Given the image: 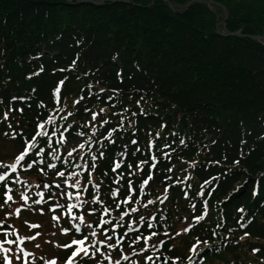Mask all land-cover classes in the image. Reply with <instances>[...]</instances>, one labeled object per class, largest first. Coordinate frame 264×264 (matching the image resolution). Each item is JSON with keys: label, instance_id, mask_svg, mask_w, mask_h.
I'll return each mask as SVG.
<instances>
[{"label": "trees", "instance_id": "obj_1", "mask_svg": "<svg viewBox=\"0 0 264 264\" xmlns=\"http://www.w3.org/2000/svg\"><path fill=\"white\" fill-rule=\"evenodd\" d=\"M212 1L226 9L219 19L213 7L222 8L205 1L173 12L162 0H0V135L19 154L35 145L3 174L10 185L0 181V203L21 172H42L50 185L56 180L47 176L56 174L90 183L93 176L97 187L83 197L112 207L106 217L127 233L122 242L153 240L139 251L164 253L170 264L221 252L229 264H243L245 245L264 260V45L248 36H264V0ZM64 102L62 120L55 109ZM161 188L162 212L148 220L138 208L129 212L127 204ZM193 191L190 203L181 202ZM182 213L187 231L177 244L166 231Z\"/></svg>", "mask_w": 264, "mask_h": 264}, {"label": "rangeland", "instance_id": "obj_2", "mask_svg": "<svg viewBox=\"0 0 264 264\" xmlns=\"http://www.w3.org/2000/svg\"><path fill=\"white\" fill-rule=\"evenodd\" d=\"M213 10L216 11L217 19H219L220 14H226V9L217 11L213 7ZM65 104L67 102L59 105L55 111L64 114L68 110V105ZM66 117L65 113L62 116V120ZM1 127L2 125H0ZM17 147L18 145L14 143L11 137L5 134L0 135V165H4L0 167V170H2L0 175L11 174L13 172L7 165L15 163V158L19 155ZM47 149H50L49 145ZM57 150L60 152L61 147ZM19 168L24 171L28 167L24 165ZM185 168L184 164L182 166L180 164L175 169L179 180H184L180 178L187 176ZM71 175L67 180L56 177L57 174L55 177L47 176L56 180L53 186L43 180L42 183L39 182L42 178V172L33 174L21 172L18 174L20 179L12 183L15 189L6 191V195L2 198L4 203H0V220L8 222V226L0 225V241L5 239L16 241V243L11 245L4 244V247L11 249V251L6 253L0 251V264H6L5 256L12 261V264H25V259L26 264H52L53 261L55 264H69L70 259L72 264H114L117 260L119 264H170L166 254L156 253L155 251L152 252V261L145 260L148 253L141 252L137 248L149 245L153 241L151 238L148 239L149 237H139L141 240H137V237L127 238L125 242L120 243L118 247L114 248H106L103 244L98 243L101 240H105L106 243H115L118 240L117 237L122 239L124 235L116 230L114 224L115 218L106 217L109 211L105 210V206H108L109 209H112V207L105 204L103 199L102 206L95 205L94 202L90 201L93 195L91 192L94 187H97L94 177L90 176L93 181V183H90L77 178L75 173ZM77 181H79V187H72ZM2 183H5V187L10 185L6 178ZM183 184L184 182L180 183L182 186ZM82 191L90 193V199L83 197ZM195 192L184 193L179 196V199L183 203L189 202L195 196ZM146 194L149 195L148 198L140 195L133 202L132 206L127 204V208L129 212H132L133 208H138L142 213V217L145 216L148 220L154 215L155 211L162 212L160 205L166 204L168 198L163 188L160 191H156L154 195H150L147 191ZM8 195L12 196L11 200L7 199ZM44 195H46V198ZM24 197H27L26 201ZM52 197L55 198L56 204L52 202ZM84 200H89L90 202ZM37 201L40 202L36 203ZM148 201H152L153 203L149 204ZM73 205L74 207H70ZM17 209H19V213H17ZM95 211L99 214H95ZM182 215L183 219L176 223L172 222L171 230L166 231L177 244L181 243L183 236L185 237V227L188 222V219L186 222H182L186 218L185 213H182ZM79 217H83V223H81ZM105 221H109L110 223L105 224ZM32 225H39V227L33 228L31 227ZM89 225H91V228L88 227ZM77 226L79 227V231H77ZM65 229H67V232H65ZM93 230L97 233L95 237L91 235V231ZM5 233H7V236H5ZM33 236L35 239H30ZM106 236H112V241H107ZM18 237L23 240V243H20V240L17 239ZM85 237H87V240H85L84 247L88 248L89 255L85 256L81 253L79 256L72 257V252L79 246L72 245V247H66V245H71L74 239H84ZM94 242H97L95 243V247H99L100 252H96L93 256L92 253L95 251V248L92 245ZM20 248H23L24 252L30 253V255L25 258L19 251ZM195 249L197 256L199 253L198 246ZM239 251L240 258H243V264H264V260L252 255V252L245 245H241ZM224 255L228 258L223 257ZM17 256L21 258L16 259ZM105 256H108L109 259H105ZM125 256L128 257L127 260L124 259ZM178 257L180 256L171 257V263L180 264ZM230 259L228 253L221 254V252H218L198 262L199 264H229Z\"/></svg>", "mask_w": 264, "mask_h": 264}, {"label": "snow or ice", "instance_id": "obj_3", "mask_svg": "<svg viewBox=\"0 0 264 264\" xmlns=\"http://www.w3.org/2000/svg\"><path fill=\"white\" fill-rule=\"evenodd\" d=\"M60 83L63 84V81H60ZM59 91H60V89L57 88V89H56V93L59 94ZM78 102H79V101H77V103H78ZM101 111H103V110H101ZM69 115H71V113H69ZM92 120H93V121H96V120H97V115H96V114H93V115H92ZM50 122H51V121H50ZM107 123H108V121H107V120H104V121L101 123V127H103V125H104V124H107ZM39 127H40V128H43L44 125H43V124H40ZM114 131H116V130H115V129H112L111 131H109L108 134H107V136L105 137V139L110 138V137L112 136V133H113ZM37 135L47 136L48 133H47V132H39V133H37ZM81 135H83V134L81 133ZM33 139H34V138H33ZM49 139H51V138L49 137ZM59 142H60V143H63V142H64V141H63V138H61V140H60ZM113 143H114V141H113ZM132 143H136V141L133 140ZM33 147H35L34 144H29L28 147L25 148V150H24L23 152H21V153L16 157V161H15V163H13V164H11V165H7V167H10V168L12 169V171L15 172V171H16V168H17V165L20 164L21 161H24V160H25L26 156H28V154H29V149H31V148H33ZM79 147H80V148H83V147H84V144H80ZM39 151H40V152H43V149H40ZM73 151H75V149H73ZM37 155H39V152L37 153ZM68 155L71 156V155H72V152H68ZM100 156H101V157L103 156V152L100 153ZM54 158H57V159H58V157H54ZM92 159H93V161H95V160L97 159V157L94 155V156L92 157ZM34 163H35V161H34ZM237 163H238V161H237ZM3 166H4V165H0V167H3ZM47 166H48L49 168H55V165H53V164H48ZM28 167H29V168L32 167V164H29ZM91 167H94V165H92ZM120 167H121V165H120L119 163H117V164L115 165V167L112 169V171H115L116 169H119ZM128 167L131 168L132 165H128ZM152 167H155V165H152ZM58 175L61 176V177H63V176H64V173H63V172H58ZM4 179H5V176L0 175V181H3ZM151 179H152L151 175H149V176L147 177V179H144L143 182H142V187H143V185H147L148 182H149V180H151ZM128 186H129V190H131V188H132L131 182H129V185H128ZM57 187H59V185H57ZM72 187H79V181H77L75 184H73ZM85 190H87V189H85ZM41 195H42V194H41ZM68 195H71V194H68ZM112 195L115 196L116 193L113 192ZM42 198H43V197H42ZM7 199H8V200H11V199H12V196H11V195H8V196H7ZM24 199H25V201H26V200H27V197H24ZM128 199H131V197H129ZM128 199H126L124 202H128ZM39 202H40V201H37L36 203H39ZM148 203L151 204V203H153V202H152V201H148ZM70 207H74V205H73V206H70ZM132 211L135 212L136 209L133 208ZM17 213H19V209H17ZM54 219H55V217H54ZM79 219L81 220V223H83V217H79ZM121 219H123V217H121ZM203 219H204L203 216H200V217L197 218V220H203ZM104 223H105V224H108V223H110V222H109V221H105ZM148 226L151 227L150 224H149ZM31 227L36 228V227H39V225H32ZM88 227L91 228V225H89ZM129 230H131V229H129ZM77 231H79V227H78V226H77ZM185 231H187V229H185ZM65 232H67V229H65ZM91 235H92L93 237H95V236L97 235L96 231H94V230L91 231ZM123 235L126 236L127 233L125 232ZM153 235H155V233H153ZM245 235H247V233H245ZM5 236H7V233H5ZM17 239L20 240V243H23V240H22V239H20L19 237H18ZM30 239H35V237H34V236H33V237H30ZM112 239H113L112 236H106V240H107V241H112ZM148 239H150V237H149ZM85 240H87V237H85L84 239H74V240H72V244H71V245H66V247H72V245H78V246H79V247L76 248L75 251L72 252V257L79 256L81 253H83L85 256L89 255L88 248H87V247H84ZM137 240H139V237H137ZM145 242H147V241H145ZM5 243L11 245V244L16 243V241L8 240V239H5V240H3V241H0V251H3V252L6 253V252L11 251V249H9V248H5V247H4V244H5ZM95 243H97V242H94L93 245H92V247L95 248V251L92 253L93 256L95 255L96 252H100V248H99V247H95ZM98 243L103 244L106 248H114V247H118L119 244L122 243V239L115 241V243H106L105 240H101V241H99ZM37 246H38V245H37ZM19 251L23 254V256H24L25 258H26L27 256L30 255V253H26V252H24V249H23V248H20ZM141 251H142V252H147V249H146V248H142ZM192 251H193V252L196 251L195 247H193ZM253 251H254V252H258V251H260V250H259V249H253ZM20 258H21L20 256H17V257H16V259H20ZM4 259H5V261H6V264H12V261L9 260V258H8L7 256H5ZM105 259H109V257H108V256H105ZM124 259L127 260L128 257L125 256ZM145 260H146V261H152V260H153V257L150 256V255H148V256L145 257ZM25 264H26V259H25ZM52 264H55V262L53 261ZM69 264H72L71 259L69 260ZM114 264H119V261H118V260L115 261Z\"/></svg>", "mask_w": 264, "mask_h": 264}, {"label": "water", "instance_id": "obj_4", "mask_svg": "<svg viewBox=\"0 0 264 264\" xmlns=\"http://www.w3.org/2000/svg\"><path fill=\"white\" fill-rule=\"evenodd\" d=\"M67 1H71V0H67ZM74 1H93V2H101V1H113V0H74ZM123 1H128V0H123ZM165 2L166 6L173 12H181L183 11L187 5L189 3H191L192 1H205L207 3H212L215 4L217 6H219L220 8L224 9L223 5L217 1H212V0H188L186 2H184L181 5H178L177 7L172 4L170 1L168 0H162ZM233 34H236L237 32H231ZM250 38L256 39V40H260L263 44H264V36L261 34H252V35H248ZM117 239L119 240L120 237H117ZM161 260L163 261V258L161 257Z\"/></svg>", "mask_w": 264, "mask_h": 264}]
</instances>
